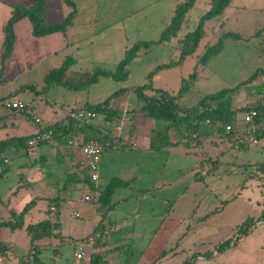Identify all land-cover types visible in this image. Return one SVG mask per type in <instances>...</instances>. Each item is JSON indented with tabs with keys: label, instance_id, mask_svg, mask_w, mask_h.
Returning <instances> with one entry per match:
<instances>
[{
	"label": "rangeland",
	"instance_id": "1",
	"mask_svg": "<svg viewBox=\"0 0 264 264\" xmlns=\"http://www.w3.org/2000/svg\"><path fill=\"white\" fill-rule=\"evenodd\" d=\"M177 1L180 0H74L76 13L68 25L73 26L74 31L66 36L68 47L61 57L75 59L69 65L72 66L68 71L69 83L83 84L97 68L113 70L125 50L136 42H149V46H142L129 62L125 80L102 76L77 88L54 84L48 91H41L47 72L62 60L58 57L36 64L13 78L2 79L4 71L0 72V121L5 120L6 103L17 98L22 102L43 99L69 109L79 106L94 109L106 100L108 106L115 108L125 102L136 104L134 87L146 83L147 75L156 66L178 58V39L193 30L199 17L209 8L205 0H197L177 34L169 41L158 42ZM258 1L259 6L264 2ZM49 2L53 7H59L63 16L70 11L62 0ZM254 2L232 0L220 17L207 20L204 23L206 35L195 52L180 64L160 71V76L154 77L153 87L176 94L182 78L195 71L196 80L178 99L180 107L186 108L196 105L207 94L237 85L257 68H264V50L261 38L256 34L263 22L264 10L257 9ZM0 8L3 9L1 0ZM223 31H235L239 37L225 39L222 50L204 65L200 64L198 59L205 45L214 43ZM1 42L0 30V49L3 51ZM252 83H262L264 87V76H258ZM25 84H34L37 91L26 89ZM263 95L253 89L241 88L233 101L237 110L236 127L246 126L243 113L263 99ZM202 142L199 151L187 158H168L166 150L150 155L141 148L130 146L119 151L104 150L97 182L99 190L114 174H125L122 167L126 165L137 168L129 170L128 174L142 179L138 177L129 188L113 194L110 203L117 205L107 210L102 222L99 221L102 213L95 210L99 206L97 201L83 200V192L81 197L80 192L65 195L62 189L65 167L59 164L60 168H55L53 156L48 158L49 165L38 163L33 166L38 170V175L34 176L32 166L27 164L28 150L10 148L4 154L10 170L0 178V215L10 207H17L18 198L27 195L35 183L42 185L40 194L64 198L58 200L60 227L56 236L32 242L24 228L12 231L2 227L0 239L10 247L9 255L18 261L26 257L25 260L28 258L32 262L34 257L30 251L37 247L38 264H73L76 260L74 252L80 251L86 259L100 235L106 242L105 248L110 251L106 257L114 255L117 264H194L198 262L199 254L208 258L206 264H264V171L256 165L264 161V139L258 138L255 144L246 141L243 147L232 150H226L229 147L227 140L221 144L217 140L207 142L204 139ZM41 149L42 146L35 147L38 153ZM199 152L210 154V163L218 156L217 165L202 174V178L197 176V170L201 173L199 161H196L201 156ZM148 169L152 170L151 174H147ZM18 185H21L19 196L13 194ZM143 188L151 189L142 194ZM121 195L125 200L118 201ZM48 203L46 198L38 202L43 206L42 213L26 215L25 224L47 216ZM53 207L55 209L51 211L54 212L57 207ZM167 213L182 215L184 230L164 239L155 235V230ZM245 220L252 221L251 230L238 237L237 226ZM109 221H112V230L108 227ZM92 235L99 236L90 244L88 239ZM225 241L230 242L229 246L217 254V245ZM161 245L165 252L153 263H145V252Z\"/></svg>",
	"mask_w": 264,
	"mask_h": 264
},
{
	"label": "trees",
	"instance_id": "2",
	"mask_svg": "<svg viewBox=\"0 0 264 264\" xmlns=\"http://www.w3.org/2000/svg\"><path fill=\"white\" fill-rule=\"evenodd\" d=\"M67 6L70 7V11L60 22H49L46 20L47 5L46 0H32L30 5L23 3L12 4V10L9 18L3 25L4 39H3V51L1 54V67L0 72L4 71L5 62L11 56L15 33L14 23L22 18H28L32 26V34L34 36H44L55 31H64L68 25L72 23V19L76 13V5L74 0H62ZM196 0H180L173 9V14L170 21L166 25L165 29L161 32L158 42L169 41L173 36L177 34L181 28L187 12L192 8ZM232 0H210L209 8L204 12L198 20L197 26L187 32L182 38L177 41L178 58L171 60L170 62L158 65L152 69L147 75V82L134 87L133 91L136 97L142 101L141 110L145 116L151 118L154 121V126L151 129L149 148L151 150H161L162 148L183 144L185 146L190 145L192 142L198 144L202 139H206L214 134H222L227 137L233 135V130L226 131V126H233L236 121L237 110L233 107V101L235 96L244 87L247 91L255 90L256 93H264V87L262 83H252L258 76H264V68H257L251 73L245 80H242L233 87L221 89L217 92L207 94L203 96L196 105L191 107L182 108L179 106L178 99L181 95L187 91L190 84L193 83L196 78V72H192L187 78H182L180 88L176 94H172L166 90L153 87V76L161 69L176 66L180 64L184 59L193 54L198 46L199 41L205 36L204 23L212 18L220 16L224 9L229 6ZM256 34H260L257 31ZM239 34L234 31L222 32L214 43H207L205 45L203 53L199 56L198 62L204 65L212 56L218 54L224 45V40L227 38H237ZM149 42H136L131 47L125 50L123 58L117 63L114 70L95 69L87 81L83 84L75 85L64 80L65 71L68 69L72 58L68 57L64 62L54 69H52L45 76V86L43 91L47 90L54 84L64 85L69 88H77L84 84L97 81L99 77H111L114 80H125L127 77V66L129 62L137 56L138 50L143 47H148ZM262 47L264 50V35L262 36ZM34 90V86H28ZM120 90L119 92H121ZM151 91V94L147 92ZM117 93V92H116ZM263 99L256 102L252 108L257 110V116L255 122L259 123L264 121V95ZM251 108V107H249ZM247 108V109H249ZM97 111L105 114V118L110 119L114 112L108 107V100L102 104H98L94 107ZM246 109V110H247ZM34 122L40 126L38 122ZM89 124H80L78 121L67 116L65 120L48 124L44 123L43 128L51 131L53 138L50 141L41 142L40 144L56 141L58 143H64L67 141L68 136L73 134L79 128L88 126ZM181 138L178 141H172L170 132ZM261 132V130H259ZM256 136H261L263 132L258 135V130L255 132ZM28 136H14L0 140V178H2L9 170L10 166L5 161L4 153L10 148H23L25 150H31L35 147L27 145ZM106 146V143L101 140ZM36 145V146H38ZM258 169H263L264 162L256 164ZM83 174L85 182L90 183L87 167H83ZM70 178L69 182L77 179ZM127 180H122L118 177H112L105 187L99 190L97 202L99 206L98 211L105 215L107 210L113 207L110 203L111 197L114 191L120 187L127 185ZM1 201V199H0ZM35 205V199L24 204L21 210L15 208L8 209V218L0 220V227H7L10 230L16 228H24L27 232L30 240L33 242L37 239L45 237L56 236L55 230L59 229V209L56 204V210L53 205L47 210L48 215L54 217H48L36 222H29L25 225V215ZM264 216V208L263 215ZM252 221L245 220L242 224L237 226V233L239 236H245L249 234ZM96 228V227H95ZM94 228V230H95ZM237 237V238H238ZM237 240V239H236ZM229 241L219 243L217 245V252L224 250L229 246ZM94 243L93 245H95ZM81 264V263H80ZM82 264H106L101 252L94 251L90 253L89 261Z\"/></svg>",
	"mask_w": 264,
	"mask_h": 264
},
{
	"label": "crops",
	"instance_id": "3",
	"mask_svg": "<svg viewBox=\"0 0 264 264\" xmlns=\"http://www.w3.org/2000/svg\"><path fill=\"white\" fill-rule=\"evenodd\" d=\"M209 1L210 0H205V2L208 4H209ZM17 2L23 3L25 5H30L32 3V0H1L2 8H3V9L0 8V30L2 32L1 46L3 45V39H4L3 25L5 24V22L7 21V19L9 18L11 14L12 4L17 3ZM254 3L257 6L256 7L257 9L264 10V2H262L261 6H259L258 0H255ZM46 5H47V12H46L45 17L47 21L60 22L66 16V15L63 16V13L62 11H60L59 7L58 8L53 7L51 3L49 2V0H46ZM261 23L262 24L257 29V31H260V34H258L257 36L261 38L260 43L262 45V36L264 35V19H263V22ZM66 28L67 29H65L64 31H55V32H52L44 36H34L32 34V26L28 18H22L18 20L17 22H15L14 23L15 40H14L13 50H12L11 56L5 62L4 72L1 78L2 79L13 78V77L20 75L23 71L27 69L29 70L32 69L36 64H41L44 61L56 59L57 57L58 59L59 58L62 59L61 57H63L66 51V48L68 47L66 36L68 34H73L72 32L74 31L73 26H69V27L67 26ZM1 50L2 49H0V60H1V54H2ZM71 58L74 59V57H71ZM65 59L63 58L59 65L53 66L47 72V74L52 69L59 67L64 62ZM0 67H1V62H0ZM71 67L72 66H69L68 69L65 71V74H64L65 81H68L67 78L69 77V74H70L68 71L71 70L70 69ZM162 70L163 69L159 70L153 76V80H154V77L160 76L159 72ZM88 76L90 77V75ZM89 77H87L85 80H87ZM55 85H52V86H55ZM28 86H34V84L23 85V87H25L26 89L33 90L31 88H27ZM49 88L45 91H48ZM35 90H36V87L34 86V91ZM41 91H43V88L41 89ZM147 93L151 94L152 92L148 91ZM18 99L20 98H17V100ZM135 99L137 100L136 104L125 102L126 103L125 105L124 104L119 105L118 108L117 107L115 108L113 106H108L109 109L114 112V114L112 115V119L113 118L115 119L116 117H119L123 114H125L126 116L127 120L124 122V124L119 130L115 129L114 127H108V128L105 127L104 124L107 118H105L104 113L98 112V115H97L99 116L97 117L98 119L96 118V120H92V122L88 126H83L79 128L73 134L68 136V139L66 142L58 143L53 140V142H47V143L40 144L38 146H42V149L39 151V153L35 151V148L28 150L26 153V157L28 158L27 164L32 166L31 171L33 175L34 176L38 175L37 167H33V166L38 165V163H41L42 165H46V164L49 165V162H47L48 158L53 156L56 159L53 165L55 168L57 167L60 168L59 164L65 167V171L63 172L64 182L62 184V189L65 191L64 192L65 195H72L74 192H80L79 194L81 197V192H83L84 194L86 190V185H87V182H85L84 180V174H83L84 172L83 167L85 166L84 157L80 150V145L82 141H86L89 139L102 140L106 143L104 150L113 149L115 151H119V150H124L126 148H129L130 146V148H134V149L141 148L143 149L144 152L150 155L157 153V151L159 150H151L149 148L151 129L153 128L155 123L151 118L144 115V113L141 110V106L143 103L136 97V95H135ZM25 103L30 104V107L28 109L16 110V109H12L8 107V110H6L5 112V120L3 122L0 121V140H3L8 137H14V136L32 135L39 128V125H37L34 122V117H39L42 123L52 124V123L65 120L67 118V114H66L67 111L72 109V108L69 109V108H64V107L61 108L57 106L56 104L47 102L46 100H43V99H40L38 102H36L34 99H31V100L25 101ZM263 125H264V121L257 123L258 135H260V133L263 132V134L261 136H257V138L264 139V126ZM246 126L236 127L234 123V125L232 126L233 135L227 137L225 135L216 133L210 137H207L206 141L209 142L210 140H213V141L217 140L221 144L222 141L227 140L229 147H226V150L227 148L232 150L233 148H239V146L243 147L244 142L248 141V135L245 132ZM259 130H261V132H259ZM170 137L172 141H178L181 139L179 135L176 136L174 132H170ZM203 140L204 139H202L198 144H195L194 142H192L190 145L185 146L179 143L176 145H171V146L162 148L161 150L167 151L168 158H174V157L187 158V157H191L193 153L195 155L199 151L198 146L200 144L202 145ZM12 149H15V148H12ZM103 152H102V155H103ZM199 153H201V156L197 157L198 159H196V161H199L198 166L199 167L201 166V173L197 170V173L199 174L197 176H199V178H202L203 176L202 171L204 169H207V173H208L209 169H212L214 168V166L217 165L218 156L216 155L215 157H213L212 158L213 162L210 163L208 162L210 158L209 156H211L210 154L206 152H199ZM102 155H101V160H100V167L102 166ZM205 165L206 167H204ZM134 166H137V165L135 164ZM133 169L135 171L137 168L135 167L132 168L129 165H126L122 167V171L123 170L126 171L125 174H121V175L114 174L112 176V177H118L122 180H127L129 182L127 185L118 187L114 191V193L118 190L129 188L134 183L135 180H138L139 178L142 179V177L140 176H136V175L134 176V175L128 174V171L133 170ZM151 173H152V170L148 169L147 174H151ZM74 175L76 176L75 179L77 180L69 182L68 179L70 178L73 179ZM99 175H100V172H99ZM35 184L29 190L27 195L24 194L20 198H18V201L19 202L22 201V203L19 205V202H18L17 207H12V208H15L16 210H21L25 203H27L32 198H34L35 205L33 206V208L29 210V212L26 215L30 214L31 212H38L40 214L42 213L41 210L43 209V206L39 205L38 202H40L42 199H45V198L48 199L49 200L48 205L50 207V205H56V204L58 205V200L60 198H64V196L56 197V196H51L50 194L42 195L40 194L42 192H39L40 189H43L42 185L41 184L35 185ZM20 189H21V185H18L17 187H15L13 194L15 195L17 194V196H19L18 193ZM150 189L151 188H143L140 190V192L143 194L144 192H147ZM122 195L119 196L120 199L118 201H120L121 199L125 200L124 198L125 196H122ZM112 204H113V207L111 209H113L115 205H117L116 202ZM95 210L97 211L98 209L96 208ZM214 210L216 211L217 209H214ZM46 214L47 216H45L44 218H48L52 216V215L51 216L48 215L47 212ZM105 216H106V213L104 216H102V218L99 219V221L102 222L103 221L102 219H104ZM7 217H8V210L3 215H0V220L3 218L6 219ZM44 218H41V219H44ZM183 221H184V217L182 215L174 216L171 214L168 215L167 213V215L164 216L163 220H161L160 225L156 227L155 235L160 236L162 238L167 237V236L169 237L173 236L176 232L184 230V228L182 227ZM111 226H112V221H109L108 227L111 228L112 230ZM56 231L57 230H55L54 233H56ZM123 236L125 237V234H123ZM102 237L103 235L102 236L100 235L98 237L99 239H97V243L95 244V246L92 245L93 248L89 251L88 258L84 259V253H83V257L81 259H78L75 257L76 260L73 264L87 263L89 261L90 253L94 251L101 252L106 264H117L118 262L114 255L111 254L112 256L106 257L107 255H109L110 251H108V249L105 248L106 242L101 240ZM45 238H48V237H45ZM164 245H161L160 247L157 246L153 250L152 249L147 250V252H145L146 255H144L146 256L145 263H153V261L157 259L160 254L164 253L165 252ZM94 247H97V248L95 249ZM9 248L10 247L8 246V244H6L5 242H2V240L0 239V264H38L39 263L37 259L39 250L37 247H33L32 250L30 251V253L33 255L32 257H34L32 262L28 261V258L25 260L26 257L21 258L19 261L16 258H13L11 255H9V252H10ZM99 248H101V250ZM74 256H75V252H74ZM207 260H208L207 257L203 256L202 254H199L198 262L194 264H206L205 262Z\"/></svg>",
	"mask_w": 264,
	"mask_h": 264
},
{
	"label": "built area",
	"instance_id": "4",
	"mask_svg": "<svg viewBox=\"0 0 264 264\" xmlns=\"http://www.w3.org/2000/svg\"><path fill=\"white\" fill-rule=\"evenodd\" d=\"M7 107L16 110L28 109L30 104L22 102L21 100H14L6 103ZM67 116L78 121L80 124H90L92 120H94L98 113L95 109L83 107V108H75L67 111ZM257 116V110L255 108H249L243 113V120L246 123L245 132L248 135V142L255 144L258 142V138L255 135L257 130V123L255 122V118ZM34 120L40 124L38 130L30 135L27 139V145L30 147H35L41 142L50 141L53 138L51 131L43 128V124L39 117H34ZM125 114L116 117L115 119H106L105 127H114L119 130L124 122L126 121ZM264 126V125H263ZM232 129L231 125L226 126V131H230ZM105 146L101 142V140L89 139L86 141H82L80 145L81 153L84 157V165L87 167V172L89 176L90 183L86 185V190L83 194V200L85 201H96L99 195L98 189V179H99V170H100V160L101 155ZM7 161V159H5ZM207 169L202 171V174H206ZM98 236V235H96ZM95 235L89 237L88 241L90 244H93L95 239ZM75 257L81 259L83 257V252H75Z\"/></svg>",
	"mask_w": 264,
	"mask_h": 264
}]
</instances>
